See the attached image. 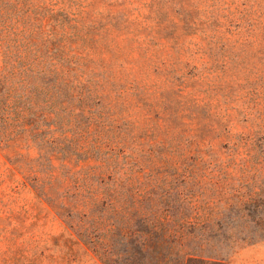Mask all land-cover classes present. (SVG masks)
I'll return each instance as SVG.
<instances>
[{
  "label": "rangeland",
  "instance_id": "374dc122",
  "mask_svg": "<svg viewBox=\"0 0 264 264\" xmlns=\"http://www.w3.org/2000/svg\"><path fill=\"white\" fill-rule=\"evenodd\" d=\"M72 12V53L100 57L112 29V48L103 50L118 81L110 82L130 103L120 101L114 118L121 135L134 134L124 149L138 162L128 174V203L142 206L148 222L134 220L127 238L117 229L97 253L30 187L11 192L19 174L10 176L9 159L57 150L62 137L52 142L46 124L63 129L76 118L67 111L53 120L44 103L31 117L35 132L22 131L19 147L0 150V198L8 203L0 202V217L10 209L31 227L18 236V253L1 252L0 232V264H264V238L244 239L264 228V0H98ZM231 192L256 195L247 206L230 205ZM88 232L97 240L106 234Z\"/></svg>",
  "mask_w": 264,
  "mask_h": 264
},
{
  "label": "trees",
  "instance_id": "16d2710c",
  "mask_svg": "<svg viewBox=\"0 0 264 264\" xmlns=\"http://www.w3.org/2000/svg\"><path fill=\"white\" fill-rule=\"evenodd\" d=\"M97 1L0 0V150L19 147L22 131L28 135L35 132V119L31 117L44 103L51 108L45 112L46 116L53 117V120L67 111L76 115V118L71 116L72 121L67 128L51 129L52 124H46L51 130L52 142H58L62 137L55 146L57 150L37 158L15 150L17 154L9 159L12 167L8 168L12 178L15 174L19 177L13 181L16 184L10 190L20 193L30 187L39 201H45L61 219L70 234L75 233L79 241L99 253L96 247L104 246L117 229L127 238L134 220L143 224L148 221L142 206L128 203L127 185L131 181L128 174L135 165L138 166V162L124 149L130 144L125 137L135 138L134 134L124 132L121 135L114 118L119 115L116 107L120 101L124 108H128L130 103L122 97L124 90L119 96L114 94L115 89L110 82L118 81L112 70L114 63L105 58L103 50L112 48L109 39L112 29L106 31L104 46L97 47L100 57L90 59L85 57L90 54L72 53L66 46L72 36L67 33L68 14L80 7L88 8ZM94 43L98 45L100 39ZM116 58L118 61L121 59L120 56ZM137 80L136 73L134 82ZM32 86L34 89L25 93ZM92 98L96 99L93 105L90 102ZM39 99L40 104L37 103ZM109 136L117 142L109 144ZM29 139L27 136L25 142L28 143ZM132 144L134 150L136 141ZM158 144L165 145L166 140ZM107 146H111L110 153L103 156L102 150ZM231 193L229 204L236 202L241 206L253 202L256 195L255 192L247 195ZM12 196L13 193L10 194ZM5 197L6 194L1 196L0 202L6 207ZM7 212L8 216L0 217L9 228L4 225L0 230L5 241L1 252L18 253L22 248L17 245V238L29 232L31 227L25 224L26 218L17 216L13 220V211L9 209ZM208 222L212 223L211 220ZM247 224L248 220L239 222L237 226L240 228ZM91 228H104L106 234L97 240L89 234ZM140 232L142 248H146V238L143 237L149 230ZM258 238H264V228L244 237L250 240ZM195 257L190 254L188 258L194 261Z\"/></svg>",
  "mask_w": 264,
  "mask_h": 264
}]
</instances>
